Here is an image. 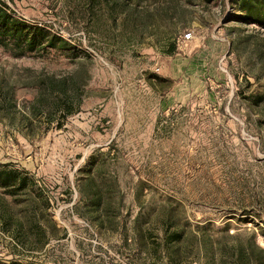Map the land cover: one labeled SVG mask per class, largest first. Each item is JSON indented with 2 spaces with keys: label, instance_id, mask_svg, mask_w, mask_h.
<instances>
[{
  "label": "rangeland",
  "instance_id": "1",
  "mask_svg": "<svg viewBox=\"0 0 264 264\" xmlns=\"http://www.w3.org/2000/svg\"><path fill=\"white\" fill-rule=\"evenodd\" d=\"M2 1L42 42L0 44L26 179L0 264H264V26L232 0Z\"/></svg>",
  "mask_w": 264,
  "mask_h": 264
},
{
  "label": "trees",
  "instance_id": "2",
  "mask_svg": "<svg viewBox=\"0 0 264 264\" xmlns=\"http://www.w3.org/2000/svg\"><path fill=\"white\" fill-rule=\"evenodd\" d=\"M233 3L237 5V9L240 13L243 14L244 19L251 21L252 23L264 26V0H232ZM6 5L4 1L0 0V44L6 43V35H8L9 40H14L15 46H25L28 50H32L37 44L40 45V42L37 39H27L25 37H21L22 30L21 28L15 26L11 17L6 12ZM45 35L47 43H45L44 47H55L56 42H66L55 36ZM24 43L25 45H22ZM23 53V52H22ZM25 178L21 177L19 172L16 169H12L7 167V165L0 164V187L4 189L6 194L11 195L12 197L16 196L17 191L22 189L25 185ZM253 245H256L255 235L252 234ZM257 246V245H256ZM254 248V246L252 247ZM256 251L258 253L259 259L264 261V249L262 247H257ZM241 256V253H240ZM241 257H237V261L240 260ZM27 264H33L31 262Z\"/></svg>",
  "mask_w": 264,
  "mask_h": 264
},
{
  "label": "built area",
  "instance_id": "3",
  "mask_svg": "<svg viewBox=\"0 0 264 264\" xmlns=\"http://www.w3.org/2000/svg\"><path fill=\"white\" fill-rule=\"evenodd\" d=\"M190 37H191V32L190 31H187V32L183 33V35L181 37V40H182V42H184V41L189 40Z\"/></svg>",
  "mask_w": 264,
  "mask_h": 264
}]
</instances>
